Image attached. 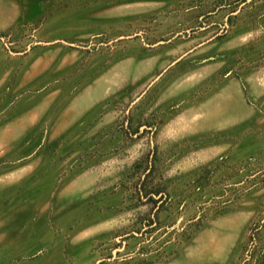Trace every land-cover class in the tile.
I'll list each match as a JSON object with an SVG mask.
<instances>
[{
  "label": "rangeland",
  "instance_id": "374dc122",
  "mask_svg": "<svg viewBox=\"0 0 264 264\" xmlns=\"http://www.w3.org/2000/svg\"><path fill=\"white\" fill-rule=\"evenodd\" d=\"M0 264H264V0H0Z\"/></svg>",
  "mask_w": 264,
  "mask_h": 264
}]
</instances>
